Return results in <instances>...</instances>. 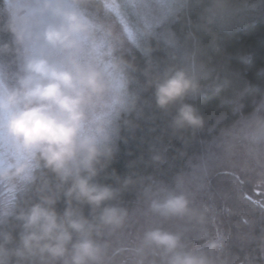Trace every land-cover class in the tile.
Masks as SVG:
<instances>
[{
    "label": "clouds",
    "instance_id": "1",
    "mask_svg": "<svg viewBox=\"0 0 264 264\" xmlns=\"http://www.w3.org/2000/svg\"><path fill=\"white\" fill-rule=\"evenodd\" d=\"M191 2L0 0V264H253L200 242L210 235L212 209L194 203L182 180L169 187L107 171L120 120L139 99L130 90L137 66L127 45L151 52L157 20L187 17ZM196 3L203 10L198 23L187 21L183 62L174 54L168 66L145 69L156 107L171 114L179 136L205 125L188 97L228 89V80L213 75L209 53L219 51L221 30L252 6ZM117 10L134 22L125 27ZM198 31L210 36L207 44ZM166 40L178 46L173 32ZM254 97L253 110L225 136L230 152L261 157L255 186L264 195V94ZM165 151L154 147L152 163H164ZM130 188L138 191L135 209L122 202Z\"/></svg>",
    "mask_w": 264,
    "mask_h": 264
},
{
    "label": "trees",
    "instance_id": "2",
    "mask_svg": "<svg viewBox=\"0 0 264 264\" xmlns=\"http://www.w3.org/2000/svg\"><path fill=\"white\" fill-rule=\"evenodd\" d=\"M251 5L221 30L219 51L209 53L213 75H218L220 82L228 80V89L209 88L186 100L205 118L204 127L174 135L169 127L171 114L154 104L149 116L132 114L130 124L121 123L117 152L107 171L115 170L121 177L152 176L169 187L182 180L181 188L190 193L194 203L212 209L210 235L200 242L215 245V252L232 262L247 257L253 264H264L260 240L264 236V195L255 186L261 157L246 151L230 152L225 136L227 129L253 110L254 93L264 94V0H251ZM202 10L203 5L195 1L187 17L176 19L181 35L187 37V21L198 23ZM197 35L204 44L210 40L206 32ZM236 99L241 100L239 107ZM154 147L166 149L164 163H152ZM137 200L136 188L122 197L130 209H135ZM58 207L62 209L63 203Z\"/></svg>",
    "mask_w": 264,
    "mask_h": 264
},
{
    "label": "rangeland",
    "instance_id": "3",
    "mask_svg": "<svg viewBox=\"0 0 264 264\" xmlns=\"http://www.w3.org/2000/svg\"><path fill=\"white\" fill-rule=\"evenodd\" d=\"M196 0L187 6L189 9L193 6ZM176 18L172 16L165 17L163 19H158L156 23V31L150 38V44L152 47L151 52L144 51L143 48L137 47L135 44L129 43L126 48V56L134 62L137 66V72L135 73V79L133 84L130 86V90L138 94V104L137 109L130 114H126L120 120L121 123L130 124L131 115H144L149 116V108L155 104L154 98V88L147 85V76L145 75V69L151 63L154 67L164 68L173 62V56L178 62H183L184 52L189 46H191V41H186V37L181 35L177 26H175ZM168 32H173L177 38L178 46L173 48L167 43L166 34ZM159 119V117H158ZM128 121V122H125ZM119 133L116 139V145L118 141Z\"/></svg>",
    "mask_w": 264,
    "mask_h": 264
},
{
    "label": "snow or ice",
    "instance_id": "4",
    "mask_svg": "<svg viewBox=\"0 0 264 264\" xmlns=\"http://www.w3.org/2000/svg\"><path fill=\"white\" fill-rule=\"evenodd\" d=\"M135 2H136V0H132L133 4H135ZM115 15H117L120 18L121 23L124 24L125 27L130 26L134 22L133 17L126 16L125 13H123L122 11L117 10ZM236 95L239 96V94H236ZM234 102H235L237 107H239L241 104V100H239V99H236ZM253 103H256L255 99H253ZM205 239H207V238H205Z\"/></svg>",
    "mask_w": 264,
    "mask_h": 264
}]
</instances>
